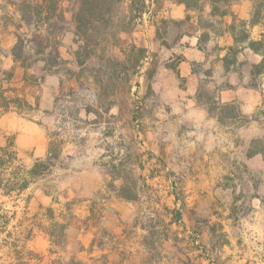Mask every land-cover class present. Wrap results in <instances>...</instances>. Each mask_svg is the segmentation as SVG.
Here are the masks:
<instances>
[{"label":"rangeland","instance_id":"374dc122","mask_svg":"<svg viewBox=\"0 0 264 264\" xmlns=\"http://www.w3.org/2000/svg\"><path fill=\"white\" fill-rule=\"evenodd\" d=\"M21 1L0 0V78L11 72L9 87L26 101L21 113L0 117V147L12 144L16 153L5 173L15 174L14 191H0L1 214L9 217L0 220V264L12 251L4 242L21 239L32 217L49 207L57 222H69L66 240L53 246L34 231L18 244L40 258L31 264H264V242L256 240L264 232V100L257 113L242 115L236 104H218L204 85L198 102L216 127L201 129L171 114L152 89L156 60L132 35L144 0H120L108 33L101 22L78 24L79 0H56L62 19L42 27L21 21ZM236 1L252 6L249 25L230 12L233 2L225 17L200 22L215 34L231 29L252 51L249 43L264 29L261 0ZM256 24L252 36L246 25ZM161 26L158 38L175 41L178 25L171 32L167 22ZM18 39L23 51L14 60ZM245 58L239 70L250 74L254 59L248 52ZM15 118L40 130V144L16 141ZM50 148L57 157L49 171L19 192V171ZM256 155L259 168L248 166ZM122 184L136 192L135 201L116 197Z\"/></svg>","mask_w":264,"mask_h":264},{"label":"crops","instance_id":"0c3cea01","mask_svg":"<svg viewBox=\"0 0 264 264\" xmlns=\"http://www.w3.org/2000/svg\"><path fill=\"white\" fill-rule=\"evenodd\" d=\"M143 2L148 6L132 35L134 42L145 48L146 54H152L156 60L151 86L162 103L169 105L171 114L186 116L191 124L201 129H215L216 122L209 116L204 105L198 102V93L204 85L208 90L215 92L214 99L218 104H236L242 115L251 116L260 110L264 100V73L255 78V86H252L249 81H252L253 77L239 70L242 61L246 60V52L250 53L255 65L260 63V55L239 46L229 28L215 34L211 29L203 27L200 20L212 17L209 15L208 6L199 12L187 11L179 0ZM230 12L238 20L247 23L252 15V6L249 2L236 1L230 5ZM165 22L169 24V32L172 24L178 25L175 41L168 42V45L162 42L166 41L164 38L157 36L158 33L162 34L164 27L161 24ZM248 25L246 28H249L250 35L259 33L258 24L251 27ZM234 48L237 49L235 54L230 52V49ZM145 60L146 65H149L148 57ZM262 120L264 121V118ZM12 122L14 132H20L16 133L18 143L22 146L27 143L29 146L40 144V130L30 124H24L18 118ZM31 131L32 136L28 134ZM212 159L215 160L216 157L213 156L210 160ZM259 162L260 159L256 155L246 163L250 167L256 164L259 168ZM252 226H260V220H255ZM257 232L256 240L260 241L261 238L264 242V232L261 237L260 230Z\"/></svg>","mask_w":264,"mask_h":264},{"label":"trees","instance_id":"16d2710c","mask_svg":"<svg viewBox=\"0 0 264 264\" xmlns=\"http://www.w3.org/2000/svg\"><path fill=\"white\" fill-rule=\"evenodd\" d=\"M236 0H179L183 4L187 11H199L202 12L205 6L209 7L210 16L225 17L227 15V9L231 2ZM80 6L76 14V20L79 23L85 20V24L91 25L94 23H102L105 27L106 33L113 28V17L115 6L120 2V0H79ZM18 13L21 21L26 25L35 26H48L55 21L62 19L61 10L59 4L56 0H23L18 4ZM264 11V0L260 1V15ZM261 18V17H260ZM263 24L260 23V28H263ZM85 35V34H84ZM110 35V34H109ZM246 38V36H245ZM22 42L18 39V42L12 49V56L14 60H17L22 54ZM249 48L256 54L260 55V63L258 65L251 66L250 75L257 76L264 73V29L260 31V40L251 41L249 43ZM140 52H145L143 49H139ZM235 49H230L231 53H235ZM85 56L90 57L93 52H84ZM79 57V53H78ZM3 78H0V117L4 114L16 112L21 113V106L26 107V101L14 96L15 90L9 87L13 80V74L11 72H3ZM5 85V86H4ZM13 94V96H12ZM57 156H53L51 148L49 149L47 156L43 160H36L33 166L29 170L19 171V183L17 190L19 192L25 191L32 181L36 178L44 175L49 171L51 167V161ZM16 160V153L13 151L12 144H6L0 147V191L3 192L4 196H9L12 191H14V186L12 184L13 177L5 179V173L11 168V165ZM20 170V169H19ZM117 198L123 199L125 201H135L136 192H132L129 187L120 186ZM62 222L56 221V216L54 210L49 207L46 208L45 213L39 215L36 213L33 217V226L29 229H25L21 239L14 240L13 243L5 241L4 245L6 247L10 246L11 254L8 256V264H31L33 258L40 261L37 255L31 252L24 253L23 248H19L20 242H28L33 238L34 231L44 234L47 236L50 245L62 246L65 243L66 237L65 232L69 226V222L63 220ZM0 220L3 224L9 222V217L1 214L0 209ZM44 223H47L45 226ZM2 232H0L1 234ZM25 233V234H24ZM8 239H11V235L8 234ZM50 253H53L50 250ZM12 255V256H11ZM77 264V263H71Z\"/></svg>","mask_w":264,"mask_h":264}]
</instances>
